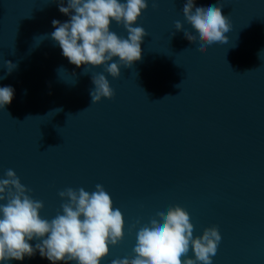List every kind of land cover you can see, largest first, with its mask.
Wrapping results in <instances>:
<instances>
[{
  "label": "water",
  "instance_id": "1",
  "mask_svg": "<svg viewBox=\"0 0 264 264\" xmlns=\"http://www.w3.org/2000/svg\"><path fill=\"white\" fill-rule=\"evenodd\" d=\"M146 2L133 25L149 34L142 58L114 79L105 66L82 74L84 65L62 55L51 22L69 16L57 2L0 0V77L3 61L17 64L0 79L14 89L0 109V178L12 169L49 220L62 214L60 190L102 185L123 214L124 235L100 264L132 258L139 228L177 205L194 236L218 228L212 264H264V0H220L228 41L204 54L174 28L179 20L198 36L183 17L185 0ZM110 31L127 38L122 24ZM96 73L115 94L91 104ZM7 264L51 262L36 252Z\"/></svg>",
  "mask_w": 264,
  "mask_h": 264
},
{
  "label": "clouds",
  "instance_id": "2",
  "mask_svg": "<svg viewBox=\"0 0 264 264\" xmlns=\"http://www.w3.org/2000/svg\"><path fill=\"white\" fill-rule=\"evenodd\" d=\"M53 2L58 3L59 12L69 19L52 20L55 30L51 38L69 63L77 68L84 65L82 74L89 72V66H105L104 72L116 79L121 75V67H131L141 60V44L149 34L143 27L133 25L147 9L146 0H67V6L63 0ZM152 7H157V0H152ZM222 8L220 0L207 7H197L195 0H185L183 17L198 36L184 29L179 20L174 22V28L183 31L190 43H198L200 53H207L217 43L228 41L225 33L230 32L231 23L222 14ZM112 22L122 24L127 38L110 31ZM3 66L7 71L0 79L17 68V64L8 60L3 61ZM91 82L94 85L89 93L91 104L101 98H113L114 90L103 73L92 75ZM13 97V87H0V109L9 105ZM30 193L31 189L20 182L12 169L0 178V201H4L0 203V261L4 264L10 260L22 261L36 252L51 264L58 261L100 264L108 255L109 246H116L123 239V214L113 208L110 194L100 184L91 193L82 187L60 190L58 196L64 201L60 205L62 214L58 212L51 220L39 215L44 204ZM193 232L190 216L181 206L158 211L137 231L133 257L113 259L111 264H212L221 241L218 228H204L199 236ZM34 239L39 241L35 246L29 243ZM190 249L192 256L188 255Z\"/></svg>",
  "mask_w": 264,
  "mask_h": 264
}]
</instances>
